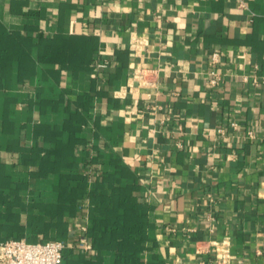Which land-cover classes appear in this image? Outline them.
I'll list each match as a JSON object with an SVG mask.
<instances>
[{
	"label": "crops",
	"instance_id": "obj_1",
	"mask_svg": "<svg viewBox=\"0 0 264 264\" xmlns=\"http://www.w3.org/2000/svg\"><path fill=\"white\" fill-rule=\"evenodd\" d=\"M65 123L80 129L39 131ZM47 153L89 186L115 174L108 195L134 186L143 264L207 263L225 242L231 264H264V0H0V171ZM9 183L0 242L47 243L8 229L57 203L58 175ZM77 204L65 264H115L89 232L79 249L89 194Z\"/></svg>",
	"mask_w": 264,
	"mask_h": 264
},
{
	"label": "trees",
	"instance_id": "obj_2",
	"mask_svg": "<svg viewBox=\"0 0 264 264\" xmlns=\"http://www.w3.org/2000/svg\"><path fill=\"white\" fill-rule=\"evenodd\" d=\"M71 118H74L77 122H80L82 119L79 116V112L73 114ZM61 128L63 130L60 131L59 129L51 130V127L42 126L39 131L62 133L66 129H70V132L80 129L78 126H69L68 123H65ZM38 155V150L24 152L22 163L25 164L31 158L37 161ZM61 162H65L63 165H67L68 167H75V162L69 163L67 160L59 161V157L55 162L51 161L50 153H47L41 158L42 164L40 170L36 173L21 172V169L17 168H14L10 173L0 171V186H4V184L7 186L3 188L2 192L0 191L1 202L3 201L1 198L4 197V191L9 188V182L27 183L31 176L51 178L58 175V183L49 189V191L53 192V197L57 199V203H53L51 198L42 203H29L25 205L29 211L28 225L30 226V230H26L23 226H13L8 230L10 232L43 233V242L66 240L68 222L64 219V215L66 212L74 213L79 205L77 203L80 202V199L85 194H89L90 213L88 232L93 239L94 247L100 248L102 245L115 247V264H143L139 250L142 249L141 245L143 240H145L142 232L145 222L139 218L141 216L137 212L138 205L134 206L129 203H124L132 198L134 186L130 188L126 186L119 188L113 187L112 194L108 195V191L105 189V183L109 182L114 186L115 182L118 181L115 174H104L96 178L95 181L90 182L89 186V175L86 173H62L60 171H54V169H60ZM8 191L12 192L14 189L9 188ZM109 202L114 203V207L111 209L107 205ZM120 208L124 209L123 213H120ZM0 227L3 226L0 225ZM65 257L66 255H64L63 264H65Z\"/></svg>",
	"mask_w": 264,
	"mask_h": 264
},
{
	"label": "built area",
	"instance_id": "obj_3",
	"mask_svg": "<svg viewBox=\"0 0 264 264\" xmlns=\"http://www.w3.org/2000/svg\"><path fill=\"white\" fill-rule=\"evenodd\" d=\"M214 58H217V54ZM100 66L105 67L106 65ZM88 227V217L85 216L77 241L79 249L85 253L92 252V244L87 237ZM68 246L69 243L65 240L34 244L25 240L3 241L0 242V264H63L64 251ZM231 260L229 245L225 242L217 246L215 259L200 264H231Z\"/></svg>",
	"mask_w": 264,
	"mask_h": 264
},
{
	"label": "rangeland",
	"instance_id": "obj_4",
	"mask_svg": "<svg viewBox=\"0 0 264 264\" xmlns=\"http://www.w3.org/2000/svg\"><path fill=\"white\" fill-rule=\"evenodd\" d=\"M68 249L69 248H66L65 251H64V255H66L68 253Z\"/></svg>",
	"mask_w": 264,
	"mask_h": 264
}]
</instances>
